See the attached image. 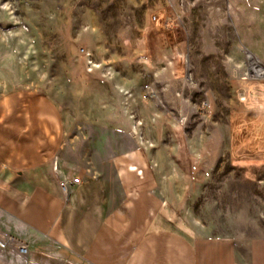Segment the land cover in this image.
I'll use <instances>...</instances> for the list:
<instances>
[{
  "label": "rangeland",
  "instance_id": "rangeland-1",
  "mask_svg": "<svg viewBox=\"0 0 264 264\" xmlns=\"http://www.w3.org/2000/svg\"><path fill=\"white\" fill-rule=\"evenodd\" d=\"M200 1L0 0V96L47 95L82 165L141 151L178 221L229 234L264 211V168L231 161L227 78L264 62V0H239L237 26Z\"/></svg>",
  "mask_w": 264,
  "mask_h": 264
},
{
  "label": "crops",
  "instance_id": "crops-1",
  "mask_svg": "<svg viewBox=\"0 0 264 264\" xmlns=\"http://www.w3.org/2000/svg\"><path fill=\"white\" fill-rule=\"evenodd\" d=\"M211 1H200L199 11L221 13V24L230 13L238 25L239 0ZM262 63L253 56L248 76H227L231 161L245 166L248 178L264 168ZM68 124L47 95L21 89L0 96V264H264V211H248L246 227L229 234L180 222L153 194L146 155L82 165L70 158L79 149L65 147ZM56 167L81 184L66 194Z\"/></svg>",
  "mask_w": 264,
  "mask_h": 264
},
{
  "label": "built area",
  "instance_id": "built-area-1",
  "mask_svg": "<svg viewBox=\"0 0 264 264\" xmlns=\"http://www.w3.org/2000/svg\"><path fill=\"white\" fill-rule=\"evenodd\" d=\"M261 76H264V73H261ZM244 99L245 98H243V100ZM56 171L59 175H61L60 187L66 194H68L73 187L80 185L82 182L80 177H68L62 175L61 172L58 170V167H56ZM20 251L21 253H26L27 248L25 246H21Z\"/></svg>",
  "mask_w": 264,
  "mask_h": 264
},
{
  "label": "bare ground",
  "instance_id": "bare-ground-1",
  "mask_svg": "<svg viewBox=\"0 0 264 264\" xmlns=\"http://www.w3.org/2000/svg\"><path fill=\"white\" fill-rule=\"evenodd\" d=\"M255 63H254V66H255V64H259V63H257L256 61H254ZM258 66V65H257ZM260 66H261V68H259V70H260V73H264V63H262V64H260ZM96 67V66H95ZM250 67H251V69L253 68V66L252 65H250ZM109 75L111 74V73H108Z\"/></svg>",
  "mask_w": 264,
  "mask_h": 264
},
{
  "label": "water",
  "instance_id": "water-1",
  "mask_svg": "<svg viewBox=\"0 0 264 264\" xmlns=\"http://www.w3.org/2000/svg\"><path fill=\"white\" fill-rule=\"evenodd\" d=\"M248 57L250 59L251 57H253V55L251 53H248Z\"/></svg>",
  "mask_w": 264,
  "mask_h": 264
}]
</instances>
